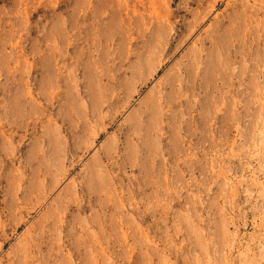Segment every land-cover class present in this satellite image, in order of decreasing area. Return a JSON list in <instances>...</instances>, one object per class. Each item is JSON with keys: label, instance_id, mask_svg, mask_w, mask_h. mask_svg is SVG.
Listing matches in <instances>:
<instances>
[{"label": "rangeland", "instance_id": "rangeland-1", "mask_svg": "<svg viewBox=\"0 0 264 264\" xmlns=\"http://www.w3.org/2000/svg\"><path fill=\"white\" fill-rule=\"evenodd\" d=\"M0 264H264V0H0Z\"/></svg>", "mask_w": 264, "mask_h": 264}]
</instances>
